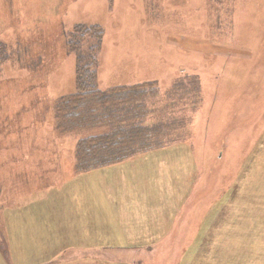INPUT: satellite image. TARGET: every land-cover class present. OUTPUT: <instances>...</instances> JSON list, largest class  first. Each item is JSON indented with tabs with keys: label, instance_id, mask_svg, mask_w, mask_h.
<instances>
[{
	"label": "rangeland",
	"instance_id": "rangeland-1",
	"mask_svg": "<svg viewBox=\"0 0 264 264\" xmlns=\"http://www.w3.org/2000/svg\"><path fill=\"white\" fill-rule=\"evenodd\" d=\"M79 23L103 28L101 89L154 84L144 121L167 129L159 147L135 154L142 165L76 172L78 136L54 129L52 104L74 92L75 54L88 46L69 45ZM1 50L0 248L9 260L1 215L12 227L42 179L60 195L61 183L79 182L74 192L96 199L97 213L80 212L75 232H18L37 255L58 242L37 264H264V0H0ZM137 181L167 232H151L146 201L117 197ZM113 207L124 208L125 228Z\"/></svg>",
	"mask_w": 264,
	"mask_h": 264
},
{
	"label": "trees",
	"instance_id": "trees-1",
	"mask_svg": "<svg viewBox=\"0 0 264 264\" xmlns=\"http://www.w3.org/2000/svg\"><path fill=\"white\" fill-rule=\"evenodd\" d=\"M103 28L97 24H76L70 34L77 48L74 92L59 96L52 104L54 129L61 136H78L74 150L76 172H87L118 163L139 152L159 147L167 125L146 124L145 101L155 92L153 85L101 89L97 82L98 52ZM2 50L0 51V53ZM10 56V54H8ZM7 57V56H6ZM6 57L0 56V62ZM1 249V248H0ZM7 264H11L2 246Z\"/></svg>",
	"mask_w": 264,
	"mask_h": 264
},
{
	"label": "crops",
	"instance_id": "crops-1",
	"mask_svg": "<svg viewBox=\"0 0 264 264\" xmlns=\"http://www.w3.org/2000/svg\"><path fill=\"white\" fill-rule=\"evenodd\" d=\"M158 153L149 151L147 153ZM146 154V153H145ZM141 155V154H138ZM139 156L133 157V158H127L123 161H120L115 164L107 165L105 167L97 168L91 171H96V170H101V169H109V168H114V167H127L129 164L133 165L135 163L136 166L142 165L144 162L141 160H137ZM137 161V163H136ZM126 165V166H125ZM154 165V164H152ZM161 165V164H160ZM135 167V166H134ZM158 167H165L164 165L158 166ZM91 171L87 172H81V173H88ZM79 174V173H78ZM80 177V176H79ZM141 177L140 174H136L135 178ZM145 177V176H144ZM143 177V178H144ZM73 179V178H72ZM72 179H70L72 181ZM136 180V179H135ZM43 180L40 179L31 185L35 189V195L34 199L32 198L29 203H27L24 206L16 207L14 209V212L12 214V227L8 223L7 220V214L5 211H3L1 217L3 219L2 224H3V230L4 232H7L8 234V240L9 244L12 242L14 244L13 251H14V259L11 258V264H37L38 261H43L44 259L47 258L48 254L51 256L52 254L54 255L56 252H60L58 248L56 247V243L58 242H52L54 245L51 250L49 248L44 251H40L37 255V252L34 251L33 248L27 247L25 250L22 248V244L17 240L18 237V232H27V229H29V232H55V231H65V232H75L72 228L77 227V221L76 217L79 215L80 212L84 213L86 209H92L95 210V213H97V207H96V199L93 197L87 198L84 196L76 195L74 192L75 190L80 189V184L75 183L72 189L69 191L68 189L70 186L67 185L68 180L64 181L61 183V187L58 189H61V195L57 191V186H52V184H45L42 182ZM108 185H112L113 187L115 186L113 182H108L106 181ZM118 184H116V188L118 189ZM110 186V188L112 187ZM123 188L124 193L120 194L117 196L120 199H123L124 201L128 202H135L138 200H144L146 203H148V208H150L151 204L148 201V198H145V194H143L142 191L146 192L142 187L143 183L142 182H129L126 185L123 184L120 186ZM130 188H135V189H140L141 193L138 194H131V192H128L127 189ZM148 189V188H147ZM68 192V193H67ZM54 193H57L58 196H54ZM119 194V192H118ZM148 192H147V197H148ZM110 202L111 200L108 199ZM112 202V201H111ZM124 207H127L128 203H121ZM112 205V204H111ZM113 206V205H112ZM132 207L130 204L127 207L128 209ZM152 209H154L156 212H154V215L152 218L148 219L151 223L149 225V228H152L151 232H167V227L165 225V222L162 221L161 216L158 215L157 210L155 208V205L151 206ZM164 209V208H163ZM160 212H162V210ZM26 210L27 214L30 217H21L19 216L21 213L19 211ZM100 210V208H99ZM130 210V209H129ZM135 210V209H134ZM114 214L116 215H121V216H116L115 220L118 221L119 223H123L121 225L122 228H125V219L127 218L125 215L124 208L119 209L118 207H113ZM121 211V212H120ZM131 212V210H130ZM59 215H64L63 217L59 218L57 216ZM67 216H73L67 217ZM57 217V218H56ZM67 217V218H66ZM77 220H83L78 218ZM146 220V219H145ZM56 222L57 224H53ZM70 222H76V226L70 225ZM80 225V224H79ZM58 229H56V228ZM61 228L65 230H61ZM60 229V230H59ZM77 230V228H76ZM12 231V232H11ZM93 231V230H92ZM85 232V231H84ZM131 232V230H130ZM139 232V231H137ZM10 237H11V242H10ZM62 243V242H61ZM116 244V243H115ZM89 246H94V247H88L86 246V249H100L103 246V244L100 245H89ZM44 253V254H43ZM36 255V256H35ZM13 259V260H12ZM0 262L1 264H7L5 260L1 259L0 256ZM82 264H100L94 262V260H82Z\"/></svg>",
	"mask_w": 264,
	"mask_h": 264
}]
</instances>
